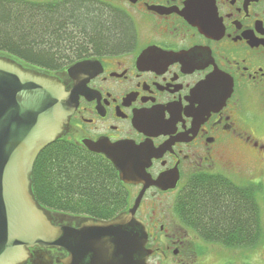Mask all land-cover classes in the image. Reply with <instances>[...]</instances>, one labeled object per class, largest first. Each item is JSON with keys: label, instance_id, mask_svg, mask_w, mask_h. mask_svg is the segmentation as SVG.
I'll return each mask as SVG.
<instances>
[{"label": "flooded vegetation", "instance_id": "obj_1", "mask_svg": "<svg viewBox=\"0 0 264 264\" xmlns=\"http://www.w3.org/2000/svg\"><path fill=\"white\" fill-rule=\"evenodd\" d=\"M100 1L130 21L124 48L88 47L55 70L23 65L56 78L76 100L60 139L103 158L88 145L160 150L146 174L175 186L149 187L136 211L148 232L146 264H264V0ZM242 149L252 156L246 165L234 160ZM124 186L130 209L143 186ZM201 192L238 204L239 224L202 223ZM83 219L52 218L71 227ZM31 252L50 264L68 257Z\"/></svg>", "mask_w": 264, "mask_h": 264}, {"label": "water", "instance_id": "obj_2", "mask_svg": "<svg viewBox=\"0 0 264 264\" xmlns=\"http://www.w3.org/2000/svg\"><path fill=\"white\" fill-rule=\"evenodd\" d=\"M75 106L76 100L56 78L0 56V264H26L33 257H42L36 258L37 264L52 262L47 254L39 256L31 249L67 252L58 264H146L148 232L136 211L149 187L175 186L167 175L153 181L146 174L160 150L127 143L88 145L111 163L123 184L143 186L133 206L113 219L84 218L76 227L58 225L52 218L59 215L34 198V164L61 138Z\"/></svg>", "mask_w": 264, "mask_h": 264}, {"label": "trees", "instance_id": "obj_3", "mask_svg": "<svg viewBox=\"0 0 264 264\" xmlns=\"http://www.w3.org/2000/svg\"><path fill=\"white\" fill-rule=\"evenodd\" d=\"M133 30L127 16L100 0L30 2L0 0V56L40 69L55 70L73 55L124 48ZM32 193L50 213L107 221L130 207L132 200L105 158L88 154L58 139L38 156L31 174ZM202 223L239 224L238 204L223 203L201 192ZM188 204L182 209L190 211ZM246 204V215L249 216ZM192 209V208H191Z\"/></svg>", "mask_w": 264, "mask_h": 264}, {"label": "rangeland", "instance_id": "obj_4", "mask_svg": "<svg viewBox=\"0 0 264 264\" xmlns=\"http://www.w3.org/2000/svg\"><path fill=\"white\" fill-rule=\"evenodd\" d=\"M26 1H30V2H53V1H61V0H26ZM246 150H238L237 152L234 153V155H236V157L234 158L235 162H237L238 164H242L244 163L245 165L248 164V162H250L252 159L249 157H252L250 154L245 152ZM248 151V150H247ZM131 191V190H130ZM131 200H133L131 198ZM264 200V197H263ZM262 200V201H263ZM264 205V201L262 202ZM59 217V216H57ZM62 218V217H60ZM36 258H32V260H35Z\"/></svg>", "mask_w": 264, "mask_h": 264}]
</instances>
